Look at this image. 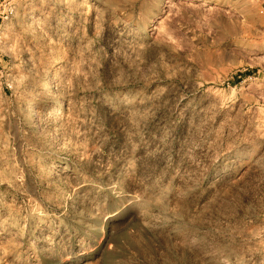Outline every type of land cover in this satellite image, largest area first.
<instances>
[{
    "label": "rangeland",
    "instance_id": "obj_1",
    "mask_svg": "<svg viewBox=\"0 0 264 264\" xmlns=\"http://www.w3.org/2000/svg\"><path fill=\"white\" fill-rule=\"evenodd\" d=\"M0 264H264L263 0H0Z\"/></svg>",
    "mask_w": 264,
    "mask_h": 264
},
{
    "label": "bare ground",
    "instance_id": "obj_2",
    "mask_svg": "<svg viewBox=\"0 0 264 264\" xmlns=\"http://www.w3.org/2000/svg\"><path fill=\"white\" fill-rule=\"evenodd\" d=\"M58 64H59V60H57L55 66H54V70L57 68ZM39 99H40L39 96L36 95L32 98L31 103L33 105H35ZM34 108H36V107H34ZM59 111H60V104L57 101H55L52 103V105L46 111H44L42 113V115L43 116H54V115L58 114Z\"/></svg>",
    "mask_w": 264,
    "mask_h": 264
},
{
    "label": "crops",
    "instance_id": "obj_3",
    "mask_svg": "<svg viewBox=\"0 0 264 264\" xmlns=\"http://www.w3.org/2000/svg\"><path fill=\"white\" fill-rule=\"evenodd\" d=\"M263 2H264V0H263Z\"/></svg>",
    "mask_w": 264,
    "mask_h": 264
}]
</instances>
